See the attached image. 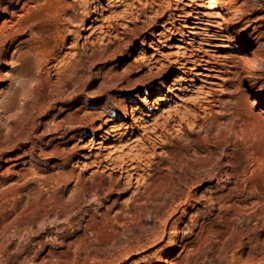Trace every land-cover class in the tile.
<instances>
[{
    "label": "rangeland",
    "instance_id": "rangeland-1",
    "mask_svg": "<svg viewBox=\"0 0 264 264\" xmlns=\"http://www.w3.org/2000/svg\"><path fill=\"white\" fill-rule=\"evenodd\" d=\"M60 2V14L43 11ZM177 3L0 0V264H264V0L243 37L252 43L233 33L192 44L233 63L132 90L124 79L192 46L167 9L224 14L215 0ZM84 5L117 25L109 50L125 57H99L109 40L71 18ZM63 58L80 84L64 83ZM163 177L169 188L150 187Z\"/></svg>",
    "mask_w": 264,
    "mask_h": 264
},
{
    "label": "bare ground",
    "instance_id": "bare-ground-1",
    "mask_svg": "<svg viewBox=\"0 0 264 264\" xmlns=\"http://www.w3.org/2000/svg\"><path fill=\"white\" fill-rule=\"evenodd\" d=\"M175 1L178 2V3L182 2V0H175ZM190 1L192 2V4H195L199 0H190ZM215 1H216L217 8L219 10H221V11H224V14L219 15V17H215V16L213 17L212 14H206V13L202 12L201 10L198 9V7H196V6L200 5V4H197L195 6L196 9L195 10L193 9L192 13H187V11H184V10L181 13H175L174 11H172V10H174L173 8L172 9L171 8L167 9V11L170 12L169 13L170 15H169L168 20L165 21V22H166V24H171L172 25L171 28L174 30V32L176 31V34H178L182 39H189L188 43L191 44V45L193 43H195V42H200L199 39L204 40V41H201V42H206V41H210V40H214V39H223V38L225 40H230L231 39V40L234 41L235 40V39H233L234 36L231 35L233 33H236L235 36H236V38H238L237 43H239L240 46H242L245 43H252L251 41H249V39H245L243 37H244L245 34H248V30H250V28L253 26V21H252V19H250V17L252 16L253 11L259 9V6L257 5L258 2L263 1V0H242L241 4L239 6H237V3H238V1H241V0H215ZM34 4H33V6H34ZM35 6H37V5H35ZM35 6L33 8H35ZM46 6H43L44 8L42 7L44 12H45L44 9H47L45 14L46 13L47 14H60L61 11L63 10V4L61 2L57 3V4L51 3V4H48V7H46ZM68 6H69V8L72 7L71 4L68 5ZM87 6L86 5L82 6L83 10L81 12H79V13H74L73 15H71V18H73V20L78 18L80 20L79 22L82 23L81 25L85 26L87 29H90V28L94 27L95 31L96 30H100L101 33L103 34V37L101 39L103 40V38H107L109 40V43H107V45H105L106 47H104L103 52H101L99 54V57L103 58L105 56V58L108 59L109 57H111V56H109L111 54L114 57L116 55V53L119 50H121V45H117L116 47L112 48L111 51L109 50V48H111L112 45L115 43L114 40H113V37H114L113 33L115 31H118L117 25L113 24V23L111 24V22L106 24L105 21L109 20V19H106V17H103V15L98 12L97 8H95L93 10H90V6L89 7H87ZM42 8L40 7V9H42ZM177 8L175 7V10H177ZM253 9H255V10H253ZM178 10H182V8H180V9L178 8ZM41 11H39V13ZM33 14H35V13H33ZM42 14H44V13L42 12ZM78 14H82V15H78ZM128 15H130V14H128ZM131 15H133V14H131ZM157 15H160V14H157ZM161 15H163V14H161ZM161 15L159 17H161ZM87 17L88 18L92 17L91 21L93 22V24H91V25L88 24V26H87V23H86L87 22ZM125 17H127V16H125ZM155 17H156V19L154 20V22L156 23V22L159 21L158 20L159 17L157 18L156 14H155ZM245 19H246V21L243 23V21ZM148 20H150V19H148ZM101 21H102L101 24H98L96 26L94 25V23L101 22ZM148 22H150V21H148ZM152 22L153 21L151 20V23ZM181 22H184L185 26H187V28H189V30H185V29L183 30V29H181L182 27L181 28L178 27L177 24L181 23ZM148 24L150 25V23H148ZM56 32H57V34L55 33L56 34V38L59 37L62 40H64L63 39L64 37H62L61 31H56ZM256 33H258V35H256ZM158 34L159 33H151L150 36L147 35V38L149 40H151L150 39L151 36L152 37H156V35H158ZM260 34H261L260 31H258V30L254 31L253 33L250 34V38H252V40L254 42H257V43L260 44V43H262V41L260 39L261 38ZM118 36H119V34L116 33L115 34V38H117ZM106 52L108 53L107 56L105 55ZM49 54H53L54 56L57 55L56 51L54 53V51L50 52V50H49ZM121 54H124V57L126 56L125 55V51L123 49L121 50ZM80 55L82 56L81 53H80ZM93 56H94V54H91V55H89L88 58H90L92 61L95 62L96 58L94 56V59H92ZM96 56H98V55H96ZM85 60L86 59L83 58V57H81V59H80L81 62H83ZM167 61H169V60H167ZM65 62L66 61H64V58L61 59V60L59 59V63L65 65L66 64ZM229 62L233 63V60H231L230 56H224V58L222 60H219L217 58H214L212 55H210L208 53V51L206 49H204L202 46L197 48V47H193V45H192L191 48L189 47L187 49V52L184 53V55L182 57H178V58L172 60L170 62V64L161 63L159 61H156L155 64L152 63L151 65H149V69L146 72H143V69H140V70L136 71L135 74H140L137 79H132L130 77L128 79H124V81L127 80V84H129V85H134V86L136 85L132 90L145 89V92L149 93V92H153L155 90V88H156L155 84H156L157 79H159L163 75V73H165V72L167 73V78H170L171 74H173V72L176 69H180L181 72L188 74V72H190L191 70H193V69H195L197 67H201V68H204V69H209V68H212L214 64H225V63H229ZM59 63H57V64H59ZM69 64H71V63H69ZM74 64L72 63L73 67L72 66L70 67L69 65L66 64L64 69H63V71L61 72L63 75L66 74V78L63 79L64 83H66L68 81L69 82L70 81H75V83H77L80 80V79L77 78V76L79 75L78 67L76 66L77 67L76 68L74 66ZM173 64H175V67H173ZM75 65H77V64H75ZM52 66H56V63L54 65H52ZM140 66H142V64H140ZM231 66H234V65L231 64ZM249 73H251V72H249ZM249 75H250L249 85L252 86L253 85V78L251 77L252 76L251 74H249ZM117 76H118L117 73L116 74H112L110 72L107 77H108V80L114 81ZM108 80H106L104 83L106 84V87H107L106 89L109 90V89H111V86H107V84H108L107 81ZM124 81L122 79L121 83L123 84ZM124 110H125V113H126L125 115L127 117H129L128 109L125 108ZM176 115H178V114H176L175 112L171 111L169 116H167L165 118V123L168 125L169 123H171L173 121H176L177 120L176 119ZM114 119H115L114 117H110L109 119L106 120V122L107 121H113ZM54 121H56V120H54ZM56 122H59V121H56ZM140 128H142V127H140ZM165 128L166 127H164V129ZM143 129L146 131V126H143ZM162 137H163V134L157 135V138H159L160 140H163ZM111 160L113 161V159H111ZM138 168H139L138 165L131 164V167H130L129 170H132V171H134L136 173V170H138ZM170 178H172V177H169V178H167V177L164 178L163 177L162 179L159 178V180H156V181L152 182L150 184V187H154V188H156V190L157 189L165 190V189L169 188L170 185L172 184V180Z\"/></svg>",
    "mask_w": 264,
    "mask_h": 264
}]
</instances>
